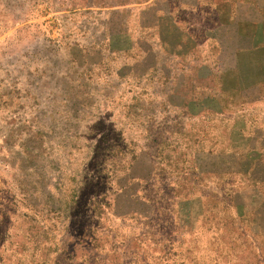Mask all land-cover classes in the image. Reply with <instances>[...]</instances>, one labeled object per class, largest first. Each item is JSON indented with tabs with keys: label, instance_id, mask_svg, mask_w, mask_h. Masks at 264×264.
<instances>
[{
	"label": "rangeland",
	"instance_id": "rangeland-1",
	"mask_svg": "<svg viewBox=\"0 0 264 264\" xmlns=\"http://www.w3.org/2000/svg\"><path fill=\"white\" fill-rule=\"evenodd\" d=\"M137 1L0 0V264H264V0Z\"/></svg>",
	"mask_w": 264,
	"mask_h": 264
},
{
	"label": "crops",
	"instance_id": "crops-1",
	"mask_svg": "<svg viewBox=\"0 0 264 264\" xmlns=\"http://www.w3.org/2000/svg\"><path fill=\"white\" fill-rule=\"evenodd\" d=\"M229 1L234 0H214L213 2L217 4H226L229 3ZM180 2L177 0H139L135 3L119 4V6L141 8L144 16L151 17L153 23H157L160 26L161 20H163L164 17H169L172 23H174V25L176 24V14L178 12V7L181 5Z\"/></svg>",
	"mask_w": 264,
	"mask_h": 264
}]
</instances>
